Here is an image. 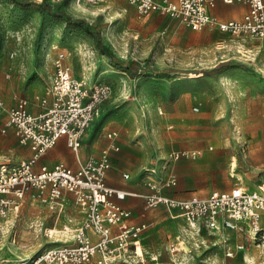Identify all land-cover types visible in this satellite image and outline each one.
<instances>
[{
  "label": "rangeland",
  "instance_id": "374dc122",
  "mask_svg": "<svg viewBox=\"0 0 264 264\" xmlns=\"http://www.w3.org/2000/svg\"><path fill=\"white\" fill-rule=\"evenodd\" d=\"M42 2L84 21L110 57L85 26L41 12ZM239 43L220 30H194L167 14L139 17L126 0H0V96L11 106L24 98L36 107L57 51L67 50L74 75L87 81L92 94L110 87L84 141L87 149L96 134L102 138L116 129L128 135L139 125L148 153L155 152L156 172L143 175L150 191L147 178L176 198L237 186L249 190L264 179V45L255 42L252 54L241 57ZM221 62L238 66L226 63L215 70ZM191 72L203 75L192 78ZM5 117L0 113V164L28 155L12 129L3 131ZM53 150L66 161L64 151ZM183 150L198 155L172 156ZM170 177L176 181L167 186ZM167 188L173 193H164ZM73 206L70 212L66 205L54 210L27 196L15 218L0 221V264H25L46 247L70 240L63 226L79 222ZM146 224L144 261L114 264H264V209L256 230L247 220L233 229L220 222L190 226L177 210L163 205L154 208ZM182 241L187 250H176Z\"/></svg>",
  "mask_w": 264,
  "mask_h": 264
},
{
  "label": "built area",
  "instance_id": "2783aa9c",
  "mask_svg": "<svg viewBox=\"0 0 264 264\" xmlns=\"http://www.w3.org/2000/svg\"><path fill=\"white\" fill-rule=\"evenodd\" d=\"M92 3L98 0H88ZM136 6L140 17L152 12L167 14L186 26L200 30L216 28L241 42L237 56L249 57L252 50L244 48L254 39L264 40V0H222L227 4L241 2L249 8L240 19H220L211 12L219 0H127ZM236 57V56H235ZM53 74L41 96H37L40 110L29 111V101L19 98L15 105L7 106L0 96V113L7 116L3 131L13 128L21 146L29 147V158L14 163L0 164V221L15 218L27 196L40 200L51 209L64 208L65 192L73 195L83 218L72 226H63L70 237L46 247L25 264H114L117 261H144L142 233L146 222H130L132 212L114 201L123 199L129 192L107 185L106 174L111 168L110 151L118 150L114 140L116 131L107 133L111 139L108 147L98 156H91L74 169L64 162L51 167L36 168L40 157L58 140L65 137L66 144L77 154L81 139L92 125L98 106L110 93L103 85L92 88L84 78L73 73L70 53L60 49L53 59ZM197 151H178L174 158H196ZM232 167H235L232 162ZM147 168V175L155 173ZM129 175L124 174L127 178ZM151 192L142 194L144 208L163 205L168 210H177L190 226L204 221L207 226L220 222L225 228H236L240 222L249 221L258 229L264 209V179L256 188L237 186L229 191H214L207 196L192 195L176 198L163 194L154 182L146 180ZM170 177L165 185L175 184ZM141 213L145 216L146 213ZM72 220L69 222L71 223ZM65 235V236H66ZM52 236V234H51Z\"/></svg>",
  "mask_w": 264,
  "mask_h": 264
},
{
  "label": "crops",
  "instance_id": "0c3cea01",
  "mask_svg": "<svg viewBox=\"0 0 264 264\" xmlns=\"http://www.w3.org/2000/svg\"><path fill=\"white\" fill-rule=\"evenodd\" d=\"M133 6L136 9V6L135 5ZM248 8H249L248 4H245V3L235 2L232 4H227L223 2L222 0H219L216 6L211 9V12L217 17H219L220 19H224V20L240 19L247 12ZM137 15H138V12H137ZM144 17H147V16H144ZM207 28H210V27H207ZM210 29L216 30V28H210ZM255 42L261 43L262 45H264V40L254 39V40L247 42L246 43L247 45L244 44V46H241V47L251 49L253 52L254 49L252 47L255 44ZM233 58H235V56H233ZM6 103L7 105L11 106L8 102ZM35 105L36 107H33L29 103L30 112L36 113L40 110L39 105L37 103H35ZM5 118L6 119L3 121L1 127L5 126L7 116ZM90 127L85 132V134L82 136V139H81L82 144L77 154L66 144L65 137L60 138L57 144L53 147H58L59 149L64 151L63 156L66 159L64 163L76 169L79 167V164L81 162L86 161L91 156H98L101 150L104 147H106L105 145L106 144L109 145L111 142V139L108 138L107 133L111 131H116L118 133V136L115 138L114 142L119 147V149L118 150L112 149L110 151V160H111L112 166L107 171L106 183L107 185L111 187L122 189V190H125L126 192H129V194L126 195L125 198L123 199L114 198V201L118 203L119 205H121L123 208L129 209L132 212V216L130 218L131 223L138 224L141 222L150 221L151 214L154 208H149L145 210L144 200L141 197V195L151 192L150 188L144 183L143 175L146 173L147 168H154L155 160L152 158L151 155H155V152L154 154H153V151L151 152V154L150 152L148 153L149 149L146 146L147 140L145 139L144 136L140 137V134H138L140 126L139 125L132 126L129 130L130 134L128 135H126L124 131L122 130L119 131L116 129L108 130L107 132L103 134L102 138H98L96 134V136L94 137L91 143L90 149H87L84 141L86 140L88 133H90V130H91ZM8 129L10 130L12 129L13 132L15 133V130L13 128H8ZM101 140L104 142V144L98 143V141L100 142ZM150 140L152 142L151 143L152 147L156 149L155 141L152 140V138H150ZM23 148H26L28 150V155L26 158H22V159H27L29 158L31 152L29 150V147H23ZM52 148H50L44 155L40 157L39 161L37 162L36 168H39V166L41 165H46L48 167H51L58 162H63V160H61V157L57 156L58 154L56 153V151L54 150L52 151ZM161 152L162 151L160 150L159 153L161 154ZM124 174H128L129 176L125 178ZM171 190H172L171 188H167L166 190H164V193L166 194L173 193ZM193 195H196V194H193ZM65 197H66V200L64 204L66 205V208L68 209L69 206L74 207L73 203L75 202H73L74 200L73 195L69 192H65ZM144 210H145L146 215L141 216V213L144 212ZM75 211L76 212L74 214V217H78V219L83 218V214L80 212L78 207H75ZM69 212H70V208H69ZM69 219H70V215L66 218V220H69ZM142 236L145 237V234L142 233Z\"/></svg>",
  "mask_w": 264,
  "mask_h": 264
},
{
  "label": "trees",
  "instance_id": "16d2710c",
  "mask_svg": "<svg viewBox=\"0 0 264 264\" xmlns=\"http://www.w3.org/2000/svg\"><path fill=\"white\" fill-rule=\"evenodd\" d=\"M14 2H25V0H14ZM40 11L41 12H45V13H48L52 16H56V17H60V18H65L68 22H71V23H77L78 25H82V26H85L87 28V30L94 36L95 40H96V43H97V46L98 48H100L104 54L108 55V57H110V54L108 52V50L106 48H104L103 44L101 43V40H100V37L99 35L92 31L91 29H89V27L85 24L84 21H73L70 16H68L64 11L60 10L59 8H54L52 5L46 3V2H42L40 4ZM226 63L228 65H231V66H238V64H236L235 62H221L220 64L216 65L215 66V70H219L223 65H226ZM119 68L125 70V71H130L128 67H123V66H118Z\"/></svg>",
  "mask_w": 264,
  "mask_h": 264
},
{
  "label": "bare ground",
  "instance_id": "6f19581e",
  "mask_svg": "<svg viewBox=\"0 0 264 264\" xmlns=\"http://www.w3.org/2000/svg\"><path fill=\"white\" fill-rule=\"evenodd\" d=\"M77 7L79 8V10H81L82 12H84V13H88L89 12V10L87 9V8H85V7H83L82 5H81V3H77ZM201 75H203V73L202 72H191V74H190V76L189 77H199V76H201ZM184 76V75H183ZM234 161H235V159H234ZM235 163V162H234ZM235 165V164H234ZM233 175V174H232ZM52 231V230H51ZM55 231V230H54ZM176 250H187V244L184 242V241H182L181 243H179V245L177 246V249Z\"/></svg>",
  "mask_w": 264,
  "mask_h": 264
}]
</instances>
